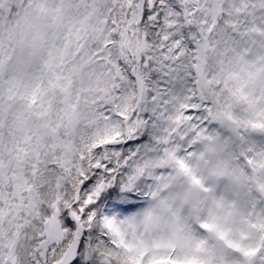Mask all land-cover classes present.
I'll list each match as a JSON object with an SVG mask.
<instances>
[{
	"label": "snow or ice",
	"instance_id": "1",
	"mask_svg": "<svg viewBox=\"0 0 264 264\" xmlns=\"http://www.w3.org/2000/svg\"><path fill=\"white\" fill-rule=\"evenodd\" d=\"M0 264H264V0H0Z\"/></svg>",
	"mask_w": 264,
	"mask_h": 264
}]
</instances>
